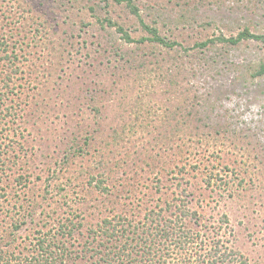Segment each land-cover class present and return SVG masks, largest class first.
<instances>
[{"label": "rangeland", "instance_id": "rangeland-1", "mask_svg": "<svg viewBox=\"0 0 264 264\" xmlns=\"http://www.w3.org/2000/svg\"><path fill=\"white\" fill-rule=\"evenodd\" d=\"M132 3L0 0V255L99 264L105 217L170 206L264 264V43L197 45L264 34V0Z\"/></svg>", "mask_w": 264, "mask_h": 264}, {"label": "trees", "instance_id": "trees-1", "mask_svg": "<svg viewBox=\"0 0 264 264\" xmlns=\"http://www.w3.org/2000/svg\"><path fill=\"white\" fill-rule=\"evenodd\" d=\"M127 1L132 11L139 14L132 0ZM108 22L116 26L127 41L134 40L123 26L111 20ZM141 24L149 36L141 38L140 41L147 39L168 47L176 44L175 41L162 36L155 26L142 19ZM217 39L231 44H237L244 39H255L264 43V34L254 33L249 28H245L236 36L222 35L216 39L211 38L197 43V45L206 46ZM3 45L4 41L0 40V47ZM4 55L2 59L11 57L7 53ZM254 75H264V63L259 65ZM11 77L12 75L8 74V79ZM3 196L4 193L0 188V198ZM169 208L171 207L167 206L165 210ZM165 210L162 207L159 210L151 209L149 214H145L143 220H132L124 214L105 217L99 232L98 230L92 231L96 234L93 239L98 240L97 244L100 247L95 250V253L99 255L98 260L101 261L99 264H250L244 254L225 243L226 241L222 238L223 234L219 233V230L216 234L214 232L212 237L209 236V226L199 222L196 210L183 207L178 212L172 210L169 216L164 214ZM15 227L19 226L16 224ZM68 234L73 235L72 228L68 229ZM44 243L45 240L40 239L37 249L42 248L46 251ZM31 253L33 255L27 256L25 262L21 260L13 262L11 258L5 260L4 256L0 255V264H43L48 261V255L42 258L41 252ZM57 258V255L54 256L53 261Z\"/></svg>", "mask_w": 264, "mask_h": 264}]
</instances>
